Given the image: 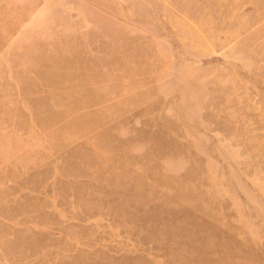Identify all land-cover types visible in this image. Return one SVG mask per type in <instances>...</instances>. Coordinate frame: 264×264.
Returning a JSON list of instances; mask_svg holds the SVG:
<instances>
[{
  "label": "rangeland",
  "instance_id": "1",
  "mask_svg": "<svg viewBox=\"0 0 264 264\" xmlns=\"http://www.w3.org/2000/svg\"><path fill=\"white\" fill-rule=\"evenodd\" d=\"M264 0H0V264H263Z\"/></svg>",
  "mask_w": 264,
  "mask_h": 264
},
{
  "label": "bare ground",
  "instance_id": "2",
  "mask_svg": "<svg viewBox=\"0 0 264 264\" xmlns=\"http://www.w3.org/2000/svg\"><path fill=\"white\" fill-rule=\"evenodd\" d=\"M252 254V256H254V259L259 263V261L257 260V259H262V261L264 262V260H263V257L261 256V254H253V253H251ZM259 264H261V263H259ZM264 264V263H263Z\"/></svg>",
  "mask_w": 264,
  "mask_h": 264
}]
</instances>
